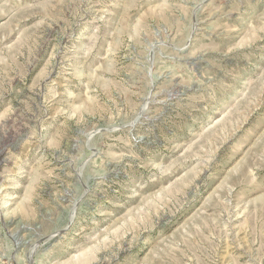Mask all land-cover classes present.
I'll return each mask as SVG.
<instances>
[{
	"label": "rangeland",
	"instance_id": "rangeland-1",
	"mask_svg": "<svg viewBox=\"0 0 264 264\" xmlns=\"http://www.w3.org/2000/svg\"><path fill=\"white\" fill-rule=\"evenodd\" d=\"M0 264H264V0H0Z\"/></svg>",
	"mask_w": 264,
	"mask_h": 264
}]
</instances>
